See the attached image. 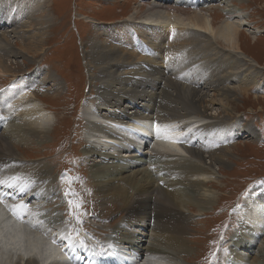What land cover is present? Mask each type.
I'll list each match as a JSON object with an SVG mask.
<instances>
[{
    "label": "bare ground",
    "instance_id": "1",
    "mask_svg": "<svg viewBox=\"0 0 264 264\" xmlns=\"http://www.w3.org/2000/svg\"><path fill=\"white\" fill-rule=\"evenodd\" d=\"M154 1L155 4L149 7L143 19L134 18L136 15L131 17L139 20L134 22L136 28L132 31L122 30L114 25L110 30L114 41H110V45H106L109 42L99 37L98 32L94 33L92 43L89 41L92 50L86 51V55L92 86L97 82L93 78H99L97 84L103 86L100 90L97 88L95 103L88 102L91 104L84 114L86 117H82L87 126L85 133L92 135H89L90 139L86 136L90 141V149L86 154L93 165L110 156L108 154L129 159L147 156L158 159L159 162L170 163L172 168L168 171L180 174L183 179L181 184L193 187L197 194L188 196L189 192L178 191L179 184L163 183L154 178H150L149 182L145 181L146 184H140L137 176L138 173L143 174V171H136L133 177H126V187L119 184L121 180L118 181L122 170L118 171V175H110V171H107L109 178L106 181L98 179L96 173V180L102 185L99 188L101 200H107L112 195L124 198L127 191L131 192L124 205L127 213L124 221L127 220V223L124 226L120 223L119 227H149L147 230L152 236L150 239L159 244L153 249L143 250L140 244L139 249H136L132 239H122L124 244L137 251L138 259L128 257L121 251L123 249L119 250L117 247L105 248L99 255L94 247L84 242V237L89 238V234L80 233L79 240L72 239L65 233L66 229L61 230L56 221L50 220L45 214H38L40 204H47L49 197H53V186L44 179L45 174L39 169L40 165L31 167L18 161L20 151L15 144L16 140L12 141L5 133L0 132V154L8 161V165L0 169V264H180L172 256L175 250L176 254L185 253L184 248H177L178 238L152 232L156 224L150 221V215L162 210L166 213L163 225L167 224L176 235L185 232L190 221L182 207L191 211L194 206L202 212L210 209L209 205L215 197L208 186L214 187V181L218 180V175L228 165L231 159L230 145L241 137H258L250 126L228 120L236 111L232 101L237 102L242 96L246 97V92L251 88H256L257 92L264 89V81L260 75L264 68L253 57L244 54L241 48L240 29L246 27L241 16L234 13V20L230 17L229 21L217 24L216 16L213 17L212 14L207 17L199 12L193 17L184 18L178 12L171 14L168 8L164 10L172 0ZM199 1L198 6L201 3ZM191 4L194 5L192 0ZM142 8H135V14L141 13ZM51 17L53 15L44 9L41 0H26L23 4L18 0H0V77L6 74H12L13 77L23 73L2 88L6 87L0 93V126L11 120L7 124L11 127L10 123L15 121L14 126L18 127L19 132H25L32 139L36 137L39 142L44 141L54 129L52 110L42 103V97L61 95V83L48 67H43L42 72L28 73L32 68L27 69L26 66L27 63H35L37 55L44 53L48 31L54 22ZM87 20L100 23L91 17ZM109 27L107 25L104 29L109 31ZM98 28L94 31H98ZM251 33L255 35L253 39L258 41L256 32ZM129 34L132 40L143 36L147 38V42L138 38L137 43L135 40L133 44ZM187 35L194 37L191 43L199 42L192 49H196L199 55L203 54L205 59L200 63V72H196L189 82L194 89L186 86L179 78L169 81L173 92L163 93L177 102V107L168 108L170 114H164L154 105L158 104L157 100L161 97H156L155 94L164 86L166 76L173 72L180 49L177 48V42L180 44L181 41V47L188 44L185 38ZM150 42L155 46H159L160 42L164 46L167 43V57L158 60L159 55L150 51ZM141 43L147 54L136 52L141 48ZM221 44L226 48H222ZM153 54L156 55L155 58ZM192 54L196 53L189 55ZM200 58L198 61H202ZM92 67H95L93 71ZM96 70L99 76L94 75ZM136 72L141 76H148L138 78L135 76ZM254 100L257 101L258 97ZM164 102L167 103L163 100L162 103ZM134 118H138L135 123H128ZM94 130L100 133H94ZM97 155L98 158L95 157ZM135 165L132 164L130 169L135 170ZM210 168H213L211 172ZM180 169L183 171L177 172ZM101 172L104 173V170ZM185 195L187 198L184 199ZM72 203V208H75L74 199ZM146 210H149L148 216L143 212ZM76 211L77 209L74 210L75 213ZM238 211L244 224V234L242 238L235 240L236 246L230 254L232 258L244 261L240 256V246L246 241V232L255 236L264 233V181L246 192ZM76 223L79 224V220ZM115 232H120V229H115ZM182 245L181 243L179 246Z\"/></svg>",
    "mask_w": 264,
    "mask_h": 264
},
{
    "label": "rangeland",
    "instance_id": "2",
    "mask_svg": "<svg viewBox=\"0 0 264 264\" xmlns=\"http://www.w3.org/2000/svg\"><path fill=\"white\" fill-rule=\"evenodd\" d=\"M18 1L20 4L26 2V0ZM198 1L192 0L194 3L192 5L191 0H172L167 7H164V10L168 8L171 14L178 12L184 18L193 17L192 15H196L199 12V14L207 17L212 14L213 17L216 16L215 21L217 24L229 21L230 17H233L234 20V13H238L246 25V27L244 26L240 29L242 51L248 57H253L258 61L257 64L264 68V0H200V6L197 5ZM154 4V0L143 2L140 0H41V5H44V9H47L48 13L53 15L51 19H54V22L48 31L44 53L41 52L37 55L35 63H27L26 68H32L30 69L32 71H28V73H34L35 71L42 72L41 69L43 67H48L47 69L51 70L55 74L54 77L61 83V95L49 94V97H42V103L48 105L52 110V127L54 129L44 141L39 142L36 137L32 139L29 135L27 137L25 132H19L17 130L18 127L14 126L15 121L10 123L12 128L10 125L7 126L11 120H8L6 125L2 124L0 126L1 133H5L12 141L16 140L15 144L19 146L20 151L18 161L31 167L40 165L41 168L39 169L42 172L44 171L42 174H45L44 179L53 186V197H49L50 201L47 204H40L38 214H45L47 218L50 217V220L56 221L61 228L64 226L67 228L68 226V231L77 237L80 235L79 231H76L78 226L80 230H87L100 239H106L111 236L116 237L118 241H124L122 239L133 240L132 244L134 243V247L139 249L138 245L140 244L143 250L153 249L154 246H159V244L155 240L150 239L152 236L147 230L149 227H141L140 229L122 227L124 223H127V220L124 221L127 215L124 205L129 200L130 190L126 192L124 198H115L112 195L104 202L99 194V188L102 185L99 184V180H96L95 174H98V179L106 181L109 178L106 175L107 171H110V175H113L112 173L118 175V171L122 170V175L118 177V181L121 180L119 184L126 187L125 179L136 175V171H143V174L139 175L138 173L137 176L140 184L141 182L146 184V182L151 180L150 178H154L161 180L163 183L179 184L177 186L178 191L189 192L188 196H193L196 192L193 187L189 188L181 184L183 179L180 174L168 171L170 167L172 168L170 163L159 162L155 158L151 159L147 156H141V158L129 159L108 154L110 156H106L105 159H101L100 162L93 165V162H90L88 158L89 155L86 154L90 149V141L88 142L84 138L87 126L86 121H83L81 112L85 106L91 104L88 102L95 103L97 88L100 90L103 86V84H97L99 78H93V81L97 82L92 86L90 71L87 67L86 51L92 50L89 46V41H92L94 33L98 32L99 37L109 42L106 45H110V41H114V37L110 36V30L114 25H117L122 30L132 31L136 28L135 23L139 21L134 18H142L149 7ZM140 7H143L142 12L135 14L134 9H139ZM1 10H4L3 6ZM132 16L135 17L131 18ZM88 17L100 21V23L93 20L88 21ZM107 25L108 27L112 25L109 27V31L104 29ZM97 27H99V30L94 31ZM119 28L118 30H120ZM251 32H256L258 41L253 39L255 35ZM130 38V42H133V44L135 40L137 43L138 38L143 42H147V38L145 37V39L143 36L132 40L130 35ZM185 38L190 43L186 41L188 44L181 47V41L180 44L177 42V48L180 49L177 52L178 58L173 72L166 76L165 84L161 88L162 91L160 90L158 94H155L156 97L157 95L161 97L159 96L160 99L157 100L158 104L160 100V104L154 103V105L164 114H170L168 110L175 108V106L177 107V102L166 97L163 93V91L173 92L169 81L173 82L174 78H179L186 86L194 89L189 82L196 72H200L202 69L200 63L205 59L203 54L199 55L196 49L194 51L192 49L198 46L199 42L191 43L194 37L189 35ZM161 43H159V46H155L150 42L149 46L152 53L159 55L158 60L167 57L169 52L168 44L166 43L164 46ZM140 46L141 48H138L136 52L147 54L145 46L142 43ZM221 47L226 48L224 44ZM191 53L196 54L189 55ZM155 54L152 55L153 58L156 57ZM139 56L141 55L139 54ZM198 58L202 61H198ZM22 64L24 65V63ZM122 64L125 65V62ZM94 69L95 67H92V71ZM261 73V79L263 78L262 81H264V69ZM95 74L96 76L100 75L97 70ZM21 75L23 73H18L13 77L12 74L0 77V89ZM135 76L142 78L148 76V74L141 76L136 72ZM255 97H258L257 101L254 100ZM163 100L167 101V103H162ZM232 106L236 111L232 113V118L230 117L228 120L231 123L236 121L242 126H250L258 137H241L230 145L231 159L229 158L228 165L225 166L227 168L224 167V171L219 175L217 174L218 180L214 181V187L208 186L210 191L213 190L215 197L209 205L210 209L202 212L194 206L191 207V211L186 207H182L190 223L188 222L187 229L182 234H178L179 236L172 232L167 227V224L163 225L166 213L162 210H159L155 215H150V221L156 224L152 232L156 231L155 233L158 234H167L178 238L177 248H184L185 251L183 252L185 253L179 252V254H176L177 250H175L172 256L180 264H260L259 262L264 264V233L255 236L249 231L246 232L244 235L246 241L240 246V256L245 259L244 261H238L235 257L232 258L230 254L231 250L236 246L235 240L242 238L244 234V229L242 228L244 224L241 222L240 214H238V208L242 204L243 197L254 185L264 181V89L261 92H257L256 88L249 89L246 92V97L242 96L237 102L232 101ZM230 122L227 123L230 124ZM89 135L91 134L87 132L86 136L90 139ZM195 137L197 138L198 136ZM92 141L95 142L94 140ZM122 149L125 151L124 147ZM2 157L0 154V169L8 165L6 163L7 160ZM95 157L98 158L99 156ZM134 163L136 168L132 170L130 167ZM212 169L210 168L209 171L211 172ZM102 170H104V173L101 172ZM181 171L183 170L180 169L177 172ZM210 172L209 175L212 176ZM46 181L42 182L46 183ZM183 198L185 199L187 196L185 195ZM73 199L76 202L75 208H72ZM32 204L35 203L32 201ZM184 205H187V203H184ZM76 209L75 213L74 210ZM143 212L147 216L149 215V210ZM77 220H79V224L76 223ZM120 223L122 226L119 227ZM117 228L120 229V232H115ZM230 240L231 242L229 243ZM181 243L183 245L179 246ZM162 248L164 249L165 247Z\"/></svg>",
    "mask_w": 264,
    "mask_h": 264
},
{
    "label": "snow or ice",
    "instance_id": "3",
    "mask_svg": "<svg viewBox=\"0 0 264 264\" xmlns=\"http://www.w3.org/2000/svg\"><path fill=\"white\" fill-rule=\"evenodd\" d=\"M0 202H2V201H0ZM81 244H83V241H81Z\"/></svg>",
    "mask_w": 264,
    "mask_h": 264
}]
</instances>
